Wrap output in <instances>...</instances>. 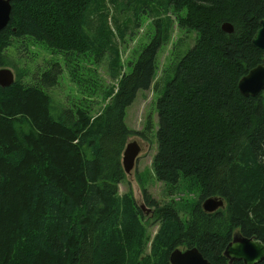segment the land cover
Returning <instances> with one entry per match:
<instances>
[{"label":"trees","instance_id":"trees-1","mask_svg":"<svg viewBox=\"0 0 264 264\" xmlns=\"http://www.w3.org/2000/svg\"><path fill=\"white\" fill-rule=\"evenodd\" d=\"M108 2L11 1L0 31V67L12 66L8 52L19 54L26 40L42 43L52 56L31 79L26 69L0 87V264H169L177 246L223 264L236 229L264 244V90L243 97L237 88L264 57L251 43L264 0H122L117 9L131 8L123 26ZM160 13L175 15L195 43L181 56L172 47L157 80V53L174 24ZM143 18L148 42L124 65L118 43ZM224 22L233 33L221 31ZM76 57L89 70L70 72L80 88L65 107L49 90ZM101 65L109 79L102 92ZM150 87L157 94L154 177L170 190L184 180L199 193L186 223L175 206L150 204L160 225L150 254L142 256V212L117 185L124 179L122 151L135 133L126 111ZM97 95L103 103L92 113ZM151 126L147 120L145 131ZM208 197L223 199L224 208L204 212Z\"/></svg>","mask_w":264,"mask_h":264},{"label":"rangeland","instance_id":"rangeland-1","mask_svg":"<svg viewBox=\"0 0 264 264\" xmlns=\"http://www.w3.org/2000/svg\"><path fill=\"white\" fill-rule=\"evenodd\" d=\"M121 2L122 0H111V2H108L107 9L113 14V16L117 17L120 25L123 26L131 18V8L129 11L127 10V13L123 14L125 10L122 11L115 7ZM163 16L169 17L174 24L169 32L168 43L163 45L157 53V80L161 75V71L167 66L170 62V58L173 56L171 50L172 47H175V55L181 56L186 49L193 47L195 43V35L193 33H185L178 29L175 24V15L172 13H168L167 15L160 13L159 17L161 18ZM152 19L153 17H151V20ZM143 20L146 19L143 18ZM108 26L111 31H115V25L109 19ZM150 31L149 20L143 21L138 29H135L134 26L132 28L131 25L129 26L128 30H126L124 41L118 43L121 61L124 65L127 60H130L134 56L133 53L139 45L144 43L142 45L143 48V46L147 44L148 41L146 38ZM133 32L134 36L132 38ZM25 42L28 46L26 45L25 48H22V51L19 54H14L15 51L13 49L7 54L8 61L12 66L8 64L4 67L13 72L14 78L17 76L18 72L22 74L24 70L30 69L31 73L29 74V79H31L32 74L41 73V71L47 68L46 64L50 61L52 56L51 52L42 43H32L28 40ZM86 63L85 60H81L78 57L72 59L69 62V65L63 66V74L59 77L57 85L49 90V93L53 98L56 101L61 102L63 106L68 107L70 104L68 101H75L79 94L80 86L73 84L70 72L81 73L83 70L87 72L89 69L84 66ZM126 70L127 69L124 68L125 72ZM97 75L100 79V92H102L105 85L109 84L104 65H101ZM96 76H93V78ZM156 98L157 94L152 87L145 91H139L134 102L126 111L125 122L129 129L135 132L128 137V142L134 140L137 141L141 146V151L135 160L134 168L128 175H125L122 182L118 185V192L121 196L127 193L131 194L138 208L144 206L146 208L156 209V206H149L152 202L158 206L173 205L179 211L182 220L186 223L190 212L189 205L195 201L199 193L197 188L190 186L187 187V182L182 180L179 182L176 189L170 190L163 183L155 179L152 171V158L156 152L154 139V132L156 131L157 123V113L155 109ZM93 99L95 100V103L92 105L94 110L92 113H95L103 102L100 100L99 95H97V97L93 96ZM147 120H149L152 126L151 130L146 132L144 127ZM137 133H143L144 136H140ZM146 196L149 198L148 200H146ZM142 217L145 237L147 238V241L143 246L142 256H147L150 254L151 240L158 231L160 224L155 217H148L144 213L142 214Z\"/></svg>","mask_w":264,"mask_h":264},{"label":"water","instance_id":"water-1","mask_svg":"<svg viewBox=\"0 0 264 264\" xmlns=\"http://www.w3.org/2000/svg\"><path fill=\"white\" fill-rule=\"evenodd\" d=\"M12 0H0V31L8 24ZM221 31L227 34L233 33L230 23L224 22L220 26ZM251 43L254 48L264 54V18L259 22V28L255 32ZM13 83V74L8 69H0V87H8ZM239 93L243 97H255L264 90V57L259 65L248 71L237 84ZM137 141L126 143L122 153V167L125 173H130L135 159L140 152ZM202 209L212 213L223 207V200L219 197H208L202 202ZM144 208V206H141ZM150 209H147L149 212ZM223 255L229 261H241L243 264H258L264 258V245L252 239H246L237 235L233 236ZM170 264H210L195 248L174 249L169 255Z\"/></svg>","mask_w":264,"mask_h":264},{"label":"flooded vegetation","instance_id":"flooded-vegetation-1","mask_svg":"<svg viewBox=\"0 0 264 264\" xmlns=\"http://www.w3.org/2000/svg\"><path fill=\"white\" fill-rule=\"evenodd\" d=\"M237 236H239V235H237ZM245 237V236H244ZM245 238H247V239H251V238H248V237H245ZM233 241V236L232 235H230V237H229V239L227 240V243H226V246L230 243V242H232ZM258 241V240H257ZM259 242V241H258ZM261 243V242H260ZM262 244V243H261ZM262 245H264V244H262ZM226 246H225V248H226ZM225 248H224V250H225ZM223 250V251H224ZM222 258H223V264H243L241 261H229L228 259H226L224 256H223V252H222ZM264 261V258H263V260L260 262V263H258V264H261L262 262ZM208 262H210V264H215V263H212L210 260L208 261Z\"/></svg>","mask_w":264,"mask_h":264},{"label":"bare ground","instance_id":"bare-ground-1","mask_svg":"<svg viewBox=\"0 0 264 264\" xmlns=\"http://www.w3.org/2000/svg\"><path fill=\"white\" fill-rule=\"evenodd\" d=\"M195 249H197V248H195ZM198 250V249H197ZM199 252V251H198ZM200 253V252H199ZM201 254V253H200ZM202 255V254H201ZM203 257V256H202ZM204 258V257H203ZM205 259V258H204Z\"/></svg>","mask_w":264,"mask_h":264}]
</instances>
